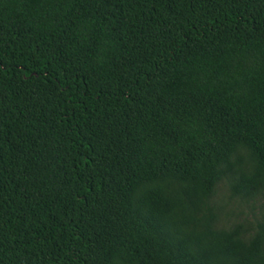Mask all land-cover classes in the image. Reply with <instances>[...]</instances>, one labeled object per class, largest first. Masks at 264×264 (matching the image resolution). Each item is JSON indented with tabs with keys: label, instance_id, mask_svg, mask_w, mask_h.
<instances>
[{
	"label": "trees",
	"instance_id": "16d2710c",
	"mask_svg": "<svg viewBox=\"0 0 264 264\" xmlns=\"http://www.w3.org/2000/svg\"><path fill=\"white\" fill-rule=\"evenodd\" d=\"M260 200L264 0H0V264H264Z\"/></svg>",
	"mask_w": 264,
	"mask_h": 264
},
{
	"label": "rangeland",
	"instance_id": "374dc122",
	"mask_svg": "<svg viewBox=\"0 0 264 264\" xmlns=\"http://www.w3.org/2000/svg\"><path fill=\"white\" fill-rule=\"evenodd\" d=\"M222 192H225V187H222L221 190L219 191V196L216 198V199H219L221 200L223 197L222 195H220ZM264 204V200H260L257 205H256V208H258L260 205H263Z\"/></svg>",
	"mask_w": 264,
	"mask_h": 264
}]
</instances>
